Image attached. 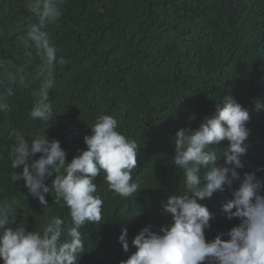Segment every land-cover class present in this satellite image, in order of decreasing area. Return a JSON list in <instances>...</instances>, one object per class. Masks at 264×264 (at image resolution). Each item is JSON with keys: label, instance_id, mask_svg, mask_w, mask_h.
I'll list each match as a JSON object with an SVG mask.
<instances>
[{"label": "trees", "instance_id": "trees-1", "mask_svg": "<svg viewBox=\"0 0 264 264\" xmlns=\"http://www.w3.org/2000/svg\"><path fill=\"white\" fill-rule=\"evenodd\" d=\"M61 11L45 28L58 57L68 61L57 66L50 91L55 118L45 124L29 116L38 81L13 85L11 96L7 83L0 84L10 105L0 113V187L21 205L12 227L24 222L27 231L39 230L51 216L68 218L54 194H46L47 205H41L22 180L10 183V173L22 171L11 169L8 159L14 134L28 137L50 125L46 136L60 142L70 162L85 150L83 137L101 115L116 118L118 130L138 144L133 179L140 189L126 199L108 190L102 173L93 179L105 222L82 229L87 251L78 264H120L135 252L131 240L140 229L159 233L171 224L162 205L182 179L171 163V142L177 130L196 129L225 96L250 114L247 151L237 171L241 177L254 172L264 183V108L256 106L264 105V0H64ZM31 19L25 0H0V59L34 75L39 62L24 56L19 39ZM238 185L233 181L231 188L199 201L213 213L206 240H227L239 223L221 211ZM122 228H127V253L118 241Z\"/></svg>", "mask_w": 264, "mask_h": 264}, {"label": "clouds", "instance_id": "clouds-1", "mask_svg": "<svg viewBox=\"0 0 264 264\" xmlns=\"http://www.w3.org/2000/svg\"><path fill=\"white\" fill-rule=\"evenodd\" d=\"M63 2L25 0L32 19L23 26L19 39L24 56L29 61L35 56L39 62L34 75L24 66L0 59V84L7 83L8 96L13 94V85L38 81L29 116L45 124L56 116L50 91L56 83L57 66L68 63L63 56L58 57V48L45 28L60 18ZM256 106L264 108L259 102ZM9 110L6 97L0 95V113ZM249 119L248 108L225 96L196 129L176 131L171 163L182 173V179L162 205L171 224L161 226L159 233L149 227L140 229L131 240L135 252L120 264H264V195L260 194L264 183L254 172L241 177L237 171L243 167L241 157L247 151ZM48 127L28 137L14 134L8 159L11 169L19 166L22 171L11 172L9 181L13 185L22 180L28 194L41 205H47L46 194H54L55 203L68 209V218L51 216L39 230L27 231L24 222L12 227L20 201L0 187V264H78L87 251L82 229L88 223L105 222L104 201L93 179L102 173L108 190L126 199L140 189L133 179L138 144L118 130L116 118L99 116L89 127L90 134L83 137L85 150L70 162H66L60 142L46 136ZM222 141L227 142L225 147H212ZM49 178L50 185L46 183ZM233 181L239 185L231 191L232 198L221 205V211L226 219L236 218L239 223L230 229L227 240L220 236L206 240L205 230L213 213L199 201L231 188ZM118 241L127 253V228L121 229Z\"/></svg>", "mask_w": 264, "mask_h": 264}]
</instances>
